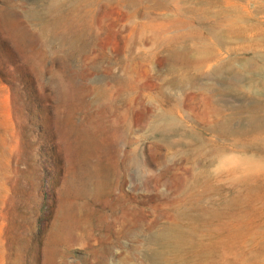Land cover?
<instances>
[{"label": "rangeland", "instance_id": "1", "mask_svg": "<svg viewBox=\"0 0 264 264\" xmlns=\"http://www.w3.org/2000/svg\"><path fill=\"white\" fill-rule=\"evenodd\" d=\"M237 263L264 264V0H0V264Z\"/></svg>", "mask_w": 264, "mask_h": 264}, {"label": "bare ground", "instance_id": "2", "mask_svg": "<svg viewBox=\"0 0 264 264\" xmlns=\"http://www.w3.org/2000/svg\"><path fill=\"white\" fill-rule=\"evenodd\" d=\"M248 93V92H247ZM254 118V117H253ZM196 153V152H195ZM254 161V160H253ZM256 167V166H255ZM196 178H198V177H196ZM200 182V181H199ZM202 183H203V181H202ZM209 184V183H208ZM199 185V184H198ZM207 185V184H206ZM247 185V184H246ZM249 185V184H248ZM208 186V185H207ZM213 186V185H212ZM211 187V186H210ZM210 189V188H209ZM201 190V189H200ZM185 194V193H184ZM196 194V193H195ZM246 198V197H245ZM181 199V198H180ZM183 202V201H182ZM209 202V201H208ZM229 203V202H228ZM184 204V203H183ZM183 204H181V205H183ZM214 205V204H213ZM228 205V204H227ZM231 206V205H230ZM183 207V206H182ZM186 207V206H185ZM186 208H188V207H186ZM184 209V208H183ZM187 211V210H186ZM182 213V212H181ZM215 215V214H214ZM179 216V215H178ZM188 216V215H187ZM203 220V219H202ZM232 222V221H231ZM197 223V222H196ZM231 225V224H230ZM204 226V225H203ZM253 226V225H252ZM172 227V226H171ZM174 227V226H173ZM206 227V226H205ZM176 228V227H175ZM236 228V227H235ZM207 229V228H206ZM230 233V232H229ZM238 233V232H237ZM241 233V232H240ZM187 235V234H186ZM186 235H184V236H186ZM192 235V234H191ZM234 235V234H233ZM187 237V236H186ZM196 237V236H195ZM194 237V238H195ZM223 237V236H222ZM245 237V236H244ZM158 239V238H157ZM216 239V238H215ZM194 241V240H193ZM235 242V241H234ZM237 242V241H236ZM239 242V241H238ZM155 243V242H154ZM153 242H152V244H154ZM244 243V242H243ZM237 244V243H236ZM255 246V245H254ZM221 247V246H220ZM245 248V247H244ZM214 249V248H213ZM253 249V248H252ZM172 251V250H171ZM235 251V250H234ZM188 254V253H187ZM189 255V254H188ZM193 255V254H192ZM243 255V254H242ZM180 256H182V255H180ZM237 257V256H236ZM200 259H201V257H200ZM152 261V260H151ZM163 261V260H162ZM165 261V260H164ZM198 262V261H197ZM178 263V262H177ZM245 263V262H244ZM238 264V263H237Z\"/></svg>", "mask_w": 264, "mask_h": 264}]
</instances>
